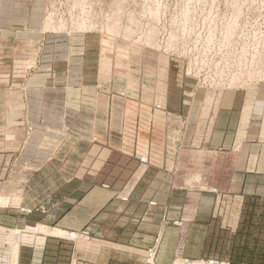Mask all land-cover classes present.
Returning <instances> with one entry per match:
<instances>
[{
    "label": "rangeland",
    "instance_id": "obj_1",
    "mask_svg": "<svg viewBox=\"0 0 264 264\" xmlns=\"http://www.w3.org/2000/svg\"><path fill=\"white\" fill-rule=\"evenodd\" d=\"M165 84L182 87L187 96L263 87L264 0H0V113L19 117L17 130L28 151L20 158L12 154L8 168L0 171V264L16 241L19 252L58 246L63 253L76 243L120 248L115 259L93 264H173L176 259L264 264L263 200L215 201L203 195L207 190L164 189L161 212L150 205L98 204L95 189L57 190L47 182L46 171L35 174V164L48 160L47 152L59 147L64 134L76 144L84 130L90 131L96 87L152 100L155 109L167 111L154 100ZM16 102L22 104L16 113L3 109ZM32 107L38 109L34 118H50L58 126L40 125L33 134V126L22 122L36 113ZM22 140H9L7 146L16 148ZM32 144L43 157H36V148L27 149ZM33 159L39 161L33 164ZM82 192V203L56 204L66 194L73 202L81 200ZM65 207L71 209L70 221L62 218ZM96 220L101 233L88 230ZM143 223L163 224L162 252L155 248L158 234L152 243L144 238L132 243L135 233H150ZM35 224L80 237L34 233L32 242L23 241L24 234L30 235L27 226ZM37 236L45 237L44 243L39 245Z\"/></svg>",
    "mask_w": 264,
    "mask_h": 264
},
{
    "label": "crops",
    "instance_id": "obj_2",
    "mask_svg": "<svg viewBox=\"0 0 264 264\" xmlns=\"http://www.w3.org/2000/svg\"><path fill=\"white\" fill-rule=\"evenodd\" d=\"M95 89V103L91 107L93 120L91 124H85L86 129L87 123L92 126L90 131L84 130L86 133L80 135L82 139L75 140L76 144H72L71 135L66 137L64 134L59 147L47 152L48 160L35 164V174L46 171L47 182L54 186L53 189H95L94 193L101 197V201L95 203L150 205L151 210L159 208L161 212L165 203L164 189L207 190L203 195L215 201L231 197L264 201V86L244 91L199 90L187 96L182 87L172 89L165 84L154 100L167 111L155 109L152 100L123 96L103 87ZM4 105L3 109H15L13 113L22 107L17 102ZM35 111L30 120L29 113L22 118V122L33 126V134L40 131V125L58 126L50 122V118L46 122L47 118L42 120L41 124L39 118H34L38 109ZM19 123L18 116L0 113V126H3L0 129V171L8 168L7 160L12 154L20 158L28 153L22 131L17 130ZM12 126L16 127L15 132ZM20 137L19 146L8 148L7 141L20 140ZM173 143L175 148H172ZM32 147L33 152L35 148L38 150L37 158L43 157L37 144L27 149ZM141 158L146 162H140ZM36 161L39 160L33 159V164ZM200 194L197 205L202 204ZM79 196L81 200L77 198L73 202L72 195L66 194L56 204L82 203L86 196L83 192ZM63 214L64 221H70L71 209H66ZM112 217L115 222L116 217ZM197 217L200 219L199 210ZM93 218L89 219L92 221ZM122 221L124 218L119 222ZM98 223L97 220L94 222L95 227L90 223L88 230L103 232ZM142 225H146L150 233H135L132 243L139 244L141 238L152 243L158 234L155 248L162 252L163 224L162 227ZM31 235L32 240L35 239ZM36 238L39 245L45 241V237ZM58 249V246L21 248L18 264H93L96 260L115 259L120 248H85L76 243L73 248H64L63 253ZM87 253L98 258L91 260Z\"/></svg>",
    "mask_w": 264,
    "mask_h": 264
},
{
    "label": "bare ground",
    "instance_id": "obj_3",
    "mask_svg": "<svg viewBox=\"0 0 264 264\" xmlns=\"http://www.w3.org/2000/svg\"><path fill=\"white\" fill-rule=\"evenodd\" d=\"M197 74V73H196ZM242 78V77H241ZM27 229L30 230V235L34 234V233H43L46 235H52V236H60L63 235V237L68 236V237H75L78 238L80 237L77 233L75 232H66V231H62L60 229L57 228H53V227H49V226H45L42 224H35L33 226H27ZM20 231L17 230L16 233H19ZM23 235V241L24 240H28L32 242V235ZM38 244H40L38 242ZM19 255V243L16 241L11 249V253L9 254V256H7L5 258V264H17L18 262V256ZM149 262L152 261V258H149L148 260ZM173 264H185L183 260L181 259H176L174 261ZM192 264H226V263H219V262H215V261H209V262H203V261H193Z\"/></svg>",
    "mask_w": 264,
    "mask_h": 264
},
{
    "label": "built area",
    "instance_id": "obj_4",
    "mask_svg": "<svg viewBox=\"0 0 264 264\" xmlns=\"http://www.w3.org/2000/svg\"><path fill=\"white\" fill-rule=\"evenodd\" d=\"M156 107L158 108V107H160V105H156ZM143 161H145L144 159H142Z\"/></svg>",
    "mask_w": 264,
    "mask_h": 264
}]
</instances>
